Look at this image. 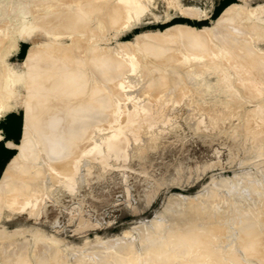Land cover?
<instances>
[{"label": "rangeland", "instance_id": "rangeland-1", "mask_svg": "<svg viewBox=\"0 0 264 264\" xmlns=\"http://www.w3.org/2000/svg\"><path fill=\"white\" fill-rule=\"evenodd\" d=\"M104 1L99 0L97 3L104 7L102 10L90 14L84 13L83 21L87 23L83 22L74 30H63L54 24L67 20L66 14L60 15L61 18L55 20L54 11L50 14L44 11L42 13L40 10L42 8L39 6L40 0H0V37L6 39L1 50L2 52L7 51L4 53L5 56L1 54L8 60L5 64L10 67L16 63H24L23 68L27 70L30 64L41 63V60L38 61V54L33 56L32 43L22 39L18 32L25 23L30 25L41 23L44 20L39 21V19H45V17L42 18L45 15L46 19L54 18L55 20V23L52 20L51 25L47 24L48 26L44 27V31L48 30V34L66 31L64 33L66 36L62 33L61 36L67 44H72L76 36L82 37L81 40L87 38L88 43L90 42L89 44L93 47L91 53L94 54L95 51L101 50L119 58L117 62L113 61L108 65L113 72L103 81L97 77V84H95L98 89L102 85V88L98 90V96L105 93L104 97L109 99L106 113L110 116L106 115V117L110 121L103 122L101 118L96 119L89 139L78 143L80 146L83 145L82 148L86 146L87 150L93 151L89 155H82L81 152V156L75 158V164L89 160L93 163L90 167H93L89 171L85 166L80 168L76 174L77 185L75 184L73 189L59 186L58 183L55 184V187H59L58 193H52V189H44L42 192L44 194L41 193L42 196H39L41 199H38L40 204L37 202V206L33 207L35 210L21 209L20 205H11L12 203L7 201L0 202V252L3 251L0 259L4 260L3 263L0 260V263L7 264L6 262L9 261V264H14L19 257V264H93L97 257L98 259L95 260H98L99 264H110L109 261L114 256H120V258L122 256L125 260L129 258L131 264H140V262L150 264V261L141 259L150 260L152 250L160 241L162 248L169 250H171L170 247L173 248L175 258L179 259L178 262L175 260L178 264H264V106L261 105L264 102V35L260 33L257 37L251 31V27L246 26L252 23V21H247V18L243 19L242 23H245V27L242 26V28L240 27L243 25L240 24L241 21L238 24L231 23L237 30L235 27H233L235 30H231L230 23H224L225 21L222 22L223 26L226 24L225 29L222 23L215 25V20L230 5H242L244 10L248 11V9L254 10L257 6H264V0H249V2L241 0ZM117 4L123 5L125 12L127 8L128 10L121 22L113 24L110 11ZM29 8H36L37 11L32 9L35 13H31ZM60 11L55 12L60 14L62 13ZM35 20L37 22H31ZM218 25L221 29L223 28L218 31L220 34L229 32L226 29L231 28L230 32H236V38L241 36L238 40L240 45L242 43L241 46L233 37V45L237 53H241H238L240 56L245 53H254L255 56L252 55L254 58L259 56L261 59L257 57L253 60L250 54L244 55L251 59L247 58V61L242 56L243 62L245 61L243 65L241 62L238 64V61L231 55L232 52L217 54L212 51L201 53L188 51L189 54L188 52L184 54L182 49V51L177 49L179 48L178 42L182 40V35L179 33L182 28L201 30L206 27L208 30L205 34L203 33V36L210 40V33L211 36L216 33L211 30H219ZM246 27L250 29L248 33ZM86 28L89 30L87 31ZM237 31H240L241 35ZM10 32H12V37L9 35ZM76 32L85 34L77 35ZM251 32L253 38L250 35ZM87 34L90 35L89 38ZM70 35L74 39H71ZM39 38L41 45L51 43L46 34L39 35ZM248 40L251 42L247 43ZM253 41L257 43L254 44ZM149 43L150 46H154V49L149 50L150 46L147 47ZM159 47L161 52H158ZM251 48H255L256 52ZM214 61L215 64H211ZM199 62L202 67H195L200 66ZM4 66L2 65L1 69ZM159 68L162 69L159 70ZM158 70L161 72L156 76ZM248 71L249 75L253 72L256 78L253 75L247 76ZM223 80L231 83H225ZM245 83H251V85ZM252 84L256 89L249 88L253 86ZM155 86L158 89L161 87V92ZM210 86L213 89H210ZM169 87L173 90L171 88L169 90ZM181 87L186 93L183 94L184 89ZM174 93H177L179 97L185 95L181 98L182 102ZM136 95H138L137 98ZM147 96L150 99L149 97L146 99ZM154 98L157 102L153 101ZM166 98H169V101L164 103L163 99ZM56 113L58 114V112H53L55 115L49 116L50 120L51 118L54 120L55 117L62 118L60 113L58 114L60 117ZM24 116L26 113L21 110L0 118V128L10 117H15L19 128L16 137H11L6 133L5 137L0 140V183L4 180L9 167L14 164L17 155L20 154L18 146L23 143L24 121L26 120ZM151 116L156 118L158 125L149 129L144 122L152 118ZM138 123L142 125L138 126ZM62 129L59 130L64 132L62 135L65 136L68 127L67 129L65 127V130ZM151 130L153 133H150ZM136 133H140L139 141L135 138ZM43 134L41 132L44 138L49 135L50 141L52 137L57 141L58 138L62 139V137H55L47 132ZM105 137H109L119 147L109 152L100 151V142ZM8 141L14 142L13 145L8 144ZM39 161L35 162L37 167L41 164ZM43 172L45 173L44 169ZM8 176L6 175V178ZM48 181L47 183L51 185L52 180L48 179ZM6 205L12 208L4 207ZM245 216L249 219V223L245 221L247 219ZM193 231L200 235L204 234L205 237L207 235L210 241L204 238L207 241L199 239L200 241L196 240L194 243V237H191L194 236ZM202 242L205 243L206 249L202 248L201 245L204 244ZM211 243L210 248L213 253H208ZM252 245L260 250L254 249ZM119 246L120 248L127 247V250L125 249L122 254L123 248L121 250ZM206 250L208 254L204 253ZM11 251L13 254L14 252L18 254L13 256ZM197 251L202 255L196 254ZM200 251L202 253H199ZM47 253H50V256ZM107 254H109V259ZM78 255L82 256L84 262H80L82 258ZM202 256L204 258H201ZM87 258H89L88 262ZM124 261L119 263L122 264ZM113 263L112 259L111 264ZM124 264H129V261L127 263L125 261Z\"/></svg>", "mask_w": 264, "mask_h": 264}, {"label": "bare ground", "instance_id": "bare-ground-1", "mask_svg": "<svg viewBox=\"0 0 264 264\" xmlns=\"http://www.w3.org/2000/svg\"><path fill=\"white\" fill-rule=\"evenodd\" d=\"M13 1V0H12ZM98 1V2H96ZM40 0L39 2V6L42 8L40 10H42L44 12H49L48 14H50V12L54 11L53 13H56L55 15V20H57L56 18H61L59 17L62 14H66L67 16V20L65 21H61V22H57L55 23L54 18L48 20V18L46 19V15L43 16L42 14V18L45 17V19H41L39 16V21L44 20L38 22V23H33V22H37L36 19L35 21H31L33 24L30 25L29 23L25 25H22V27L20 28L21 31L18 32L19 34H21V38L24 39L25 41H29L30 43H32V53L33 56L35 57L37 54L39 56L38 61H40V64H35L31 65L30 67H27L28 69L26 70V68L24 67V63H16L13 64V67L8 66L5 59V57L2 56L1 53H7L6 52H2V46L4 44V42H6L3 38L0 37V118H4L5 116H7L9 113L12 112H20L21 110H24L26 113V120L25 125H24V135H23V143L22 144H18V148L20 150V154L14 157L13 159H15L14 164L11 165L9 167L8 172L5 174V178L4 180L0 183V202H5L7 201L8 203H12L11 205H20V208L22 209H27V208H31L32 210L34 209L33 207L37 206L36 204H38L39 200L41 198H39V196L41 195V193L44 191V189H52V193H58L59 187H55V184H59V186L62 187H67L69 189H73L75 188V186L77 185L76 183V174L79 172L80 168L82 166L87 167V171L90 170V163L89 160H82L83 163H77L75 164V158L81 156L80 153L82 152L83 154H87L89 155L90 152H92L93 150H87V147L83 145L80 146L78 143L81 142L84 139H89L90 135H91V128L93 126V123L96 119L101 118V121L103 122H109L110 120H107V117L110 115H107L106 113V109H107V105L109 103V99H107L106 97H104L105 93H102V96H98V90H100V88H102V85L100 86V88L98 89L95 85L97 84L96 82V78L99 77L100 79H102L101 81H103V79L106 78V76L110 75V73L113 72V69L108 65L112 64L113 61L117 62V60L119 58H117L116 56L112 55V54H106V52L104 51H95V53H91L92 52V46L88 43L89 39L85 40H81L80 37L76 36L75 39L72 38L73 36L70 35L71 39H74V41L72 42V44L70 43H66V40L63 38V36H61L62 34H64L65 32H57V34H55L53 32V34H48L47 31H44V27H46L47 24H52V20H54V25L56 27H58L59 29H63V30H74L77 26H79L80 24H85V22L87 23V21H83L84 18L83 16L84 13H88L90 14L91 12H96L97 10L100 11L102 10L104 7H101L99 3V0ZM104 1V0H103ZM106 1V0H105ZM104 1V2H105ZM243 2H249V0H241ZM101 4L103 2H100ZM113 3V2H112ZM104 4V3H103ZM103 6V5H102ZM18 8V7H17ZM16 8V9H17ZM38 8V7H37ZM15 9V8H14ZM31 11V13H35L32 12V9L29 8ZM44 9V10H43ZM252 9V8H251ZM34 11H37L36 8L33 9ZM59 11L61 10L59 14V12H55V11ZM70 10V11H68ZM88 10V11H86ZM128 10V8H127ZM126 10V12H127ZM39 11V8H38ZM28 12V11H27ZM70 12V13H68ZM126 12H125V7L123 5L117 4L115 5V7L112 9V11H110V17L112 20L113 24H118L119 22H121L125 16H126ZM26 13V12H25ZM41 13V12H39ZM44 13V14H47ZM59 14V15H57ZM36 15V14H35ZM53 15V14H51ZM33 17V16H32ZM49 17V16H47ZM37 18V17H36ZM88 18V17H87ZM127 18V17H126ZM247 18V21H252V23H249V25H246L247 27H251V31H253L257 37L258 35H260V33L262 35H264V6H260L257 8H255L254 10H250L247 9L244 10V8L242 7V5H238V4H234V5H230L229 7H227L222 14L219 16V18L217 20H215V25L217 26V24L222 23L223 21H225L224 23H230L229 25L231 26V28L226 29L229 30V32H223V33H219L218 31H220V25H218L219 30L217 31H213L212 32H216L213 33V37L211 36L210 33V40L206 39L203 35L205 34V31L208 30V28H203L201 30H192L189 28H182L180 30V34L182 35V40H180V43L178 42V50L182 49L181 51L186 54V52L188 51H193L196 53H201V52H208V51H212L215 52L217 54H224V52H232V56H234V59L236 61H238V64H243V57L244 55H248V54H244V55H239L241 53H237L236 48L234 47V38L235 36H237V34H235L236 32L234 31V35L232 32H230L231 30H235L236 27L232 26L235 22L236 24H238L239 21L241 25L240 27L242 28L245 27L243 22V19ZM66 19V18H65ZM34 20V19H33ZM48 20V21H47ZM59 20V19H58ZM62 20V19H60ZM64 20V19H63ZM244 21V22H247ZM106 22V21H105ZM222 23V26L223 24ZM233 23V24H231ZM50 24V25H51ZM248 24V22H247ZM214 25V26H215ZM226 25V24H225ZM224 25V26H225ZM48 26V25H47ZM223 26V28H224ZM228 26V27H230ZM238 26V25H237ZM53 27V26H52ZM101 27V26H100ZM187 27V26H186ZM235 27V29L233 28ZM246 27V32L248 33V29ZM80 28V27H79ZM104 28V27H103ZM112 28V27H111ZM216 28V27H215ZM222 28V29H223ZM226 28V26H225ZM224 28V29H225ZM46 29V28H45ZM87 29V28H86ZM178 29V27L176 28ZM221 29V30H222ZM89 29H87L88 31ZM237 30V29H236ZM17 31H19L17 29ZM53 31V30H52ZM169 31V30H168ZM177 31V30H175ZM250 31V29H249ZM51 32V31H50ZM56 32V31H55ZM74 32V31H73ZM167 32V31H166ZM174 32V29H173ZM172 32V33H173ZM218 32V33H217ZM238 34H240V31ZM243 33L245 31H242ZM246 32L244 34H246ZM9 33V32H8ZM14 33V32H13ZM62 33V34H61ZM89 33V32H88ZM92 33V32H91ZM204 33V34H203ZM208 33V32H207ZM206 33V35H207ZM242 33V35H243ZM250 33V32H249ZM4 34V33H3ZM15 34V33H14ZM42 34H46L47 37L50 38V42L49 44L46 43H42V45L39 43V35ZM69 34V33H68ZM67 34V35H68ZM75 34H81L84 35L85 33H75ZM168 34V33H167ZM175 34V32H174ZM209 34V33H208ZM6 35V34H4ZM11 37H12V32H10ZM66 36V34H64ZM179 35V34H178ZM205 35V36H206ZM241 35V34H240ZM238 35V36H240ZM251 37L253 38V33L251 32ZM7 36V35H6ZM5 36V38H6ZM86 36V35H85ZM89 34H87V37L89 38ZM245 36V35H243ZM8 37V36H7ZM19 37V36H18ZM175 37V36H174ZM248 37V36H247ZM236 38V37H235ZM241 38V36L239 37ZM239 38H236L237 41L239 40ZM255 38V37H254ZM9 39V38H8ZM7 39V40H8ZM14 39V38H13ZM83 39V38H82ZM176 39V38H175ZM249 39V37L247 38ZM263 39V37H262ZM147 40V39H146ZM256 39H254L255 41ZM264 40V39H263ZM261 40V41H263ZM72 41V40H71ZM179 41V40H178ZM242 41V40H241ZM247 41V40H246ZM250 40H248L247 43ZM253 41V43H254ZM260 41V39L258 40V42ZM153 43V42H152ZM151 43V44H152ZM238 43L239 46L240 42H236ZM245 43V45L247 44ZM257 43V42H255ZM254 43V44H255ZM129 44V43H128ZM14 45V44H13ZM160 45V44H159ZM238 45L237 48H238ZM244 45V44H243ZM251 45V44H250ZM259 45V44H258ZM150 46V43L148 44L147 47ZM249 46V44H248ZM154 46H150L149 50L154 49ZM171 47V46H170ZM244 47V46H243ZM251 47V46H250ZM16 48V47H15ZM157 48V47H156ZM155 48V49H156ZM160 48V47H159ZM240 48V47H239ZM246 48H248L246 46ZM243 49V48H242ZM241 49V50H242ZM254 49L255 48H251ZM15 50V49H14ZM106 51V49H104ZM158 50V49H157ZM161 50V48L158 50V52ZM246 51V49H244ZM250 50V48H249ZM253 50V51H254ZM13 51V50H12ZM108 51V50H107ZM185 51V52H184ZM244 51V52H245ZM251 51V50H250ZM161 52V51H160ZM175 52V50L173 51V53ZM243 52V53H244ZM256 52V50L254 51ZM14 53V52H13ZM181 53V52H180ZM179 54V53H178ZM183 54V55H184ZM189 54V52H188ZM216 54V55H217ZM254 54V53H253ZM253 54H250V56H252ZM261 54V53H260ZM259 54V55H260ZM138 55V54H137ZM193 55V54H191ZM212 55V54H211ZM215 55V54H214ZM230 55V54H229ZM5 56V55H4ZM118 56V55H117ZM174 56V54H173ZM188 56V55H187ZM231 56V57H232ZM255 56V55H253ZM252 56V57H253ZM177 57V56H176ZM190 57V56H189ZM188 57V58H189ZM225 57V55H224ZM230 57V56H229ZM245 57V56H244ZM258 58L261 59V57L257 56ZM257 57H253L255 59H257ZM263 57V56H262ZM142 58V57H141ZM171 58V57H170ZM228 58V57H227ZM225 58V59H227ZM249 59H251L250 57H247ZM245 57V59H247ZM264 58V57H263ZM176 58H174L175 60ZM192 59V58H191ZM222 59H224L222 57ZM170 59H168L169 61ZM233 60V58H232ZM259 60V59H258ZM164 61V60H163ZM208 61V60H207ZM222 61V60H221ZM248 61V59H247ZM260 61V60H259ZM258 61V62H259ZM1 62H3L5 64H2ZM37 62V61H35ZM165 62V61H164ZM173 62V61H172ZM205 62V61H204ZM241 62V63H240ZM262 62V61H261ZM11 63V62H10ZM39 63V62H38ZM193 63V62H192ZM196 63V62H195ZM200 63V62H199ZM207 63V62H206ZM253 63V62H251ZM250 63V64H251ZM256 63V62H254ZM264 63V61H263ZM4 66L3 69H1L2 65ZM211 64H215L211 63ZM237 64V65H238ZM246 64V63H245ZM196 65V64H195ZM194 65V66H195ZM198 65V64H197ZM202 64L200 63V66H195V67H202ZM203 65H205L203 63ZM244 65V64H243ZM8 66V67H7ZM193 66V67H194ZM247 68L248 66L245 65ZM250 66V65H249ZM6 67V68H5ZM172 67V66H171ZM205 67V66H204ZM207 67V66H206ZM205 67V68H206ZM241 67V66H240ZM243 67V66H242ZM5 68V69H4ZM153 68V67H152ZM178 68V66H177ZM261 68V67H260ZM148 69V68H147ZM156 69V67H155ZM158 69V68H157ZM162 69V68H161ZM159 68V70H161ZM192 69V68H191ZM211 69V68H210ZM213 69V68H212ZM219 69V68H218ZM217 69V70H218ZM250 69H252L250 67ZM158 70V71H159ZM195 70V69H194ZM233 70V69H232ZM145 71V70H144ZM155 71V70H153ZM253 71V70H252ZM260 71V70H259ZM263 71V70H261ZM147 72V70H146ZM145 72V73H146ZM156 72V74H154V76H158V74L160 73ZM183 72V71H182ZM192 72V71H191ZM207 72V71H206ZM254 72V71H253ZM253 72H251L252 74H248L250 73L249 71L247 72V76H251L253 75ZM257 72V70H256ZM151 73V71H150ZM153 73V72H152ZM155 73V72H154ZM165 73V71H164ZM176 73V72H175ZM184 73V72H183ZM187 73V72H186ZM193 73V72H192ZM192 73H190L191 75H193ZM144 74V73H143ZM149 74V73H147ZM167 74V73H166ZM189 74V72L187 73ZM199 74V73H198ZM264 74V73H263ZM93 75H96L93 77ZM153 75V74H152ZM169 75V73H168ZM177 75V74H176ZM185 75V73L183 74ZM203 75V74H202ZM223 75V74H222ZM226 75V74H225ZM257 75V74H256ZM149 76V75H148ZM197 77V75H195ZM224 76V75H223ZM246 76V75H245ZM255 75H253L254 77ZM94 79H93V78ZM152 77V76H151ZM169 77V76H168ZM178 77V76H177ZM185 77V76H184ZM191 78V76H189ZM202 77V76H201ZM248 77V78H249ZM149 78V77H148ZM154 78V77H153ZM151 78V79H153ZM159 78V77H158ZM170 78V77H169ZM200 78V77H199ZM219 78V77H218ZM227 78V75H226ZM247 78V79H248ZM256 78V76H255ZM149 79V80H151ZM157 79V78H156ZM179 79V78H178ZM192 79V78H191ZM195 79V77L193 78ZM223 79V78H222ZM228 79V78H227ZM204 80V79H202ZM225 80V79H224ZM223 80V81H224ZM237 80V79H236ZM245 80V79H243ZM249 80H252V78ZM255 80V79H253ZM166 81V80H165ZM171 81V79L169 80ZM180 81V80H179ZM196 81L197 78H196ZM195 81V82H196ZM261 81V80H260ZM154 82V81H152ZM159 83V81H157ZM192 81L190 80V84ZM194 82V84H195ZM225 82V81H224ZM231 83L230 81H226L225 83ZM235 82V81H234ZM255 82V81H254ZM258 82V80H257ZM161 83V82H160ZM171 82H169L170 84ZM175 83V82H174ZM217 83V82H216ZM241 83V82H240ZM252 83V81H251ZM251 83H245V84H250ZM264 83V82H263ZM107 84V83H106ZM154 84V83H153ZM157 84V83H156ZM168 84V86H169ZM257 84V83H256ZM116 85V83H115ZM155 85V84H154ZM159 85V84H158ZM196 85V84H195ZM236 85V84H235ZM253 85V84H252ZM114 86V85H113ZM112 86V87H113ZM161 86V85H159ZM167 86V85H166ZM171 86V85H170ZM180 86V85H179ZM182 86V85H181ZM249 86V85H248ZM247 89L253 87L252 90L256 89L253 86H250ZM263 86V85H262ZM157 89L158 87L155 86ZM163 87V86H161ZM161 87L159 88L161 92ZM173 87V85L171 86ZM169 87L168 89L170 90ZM177 87V86H176ZM231 87V86H230ZM242 87V86H241ZM258 87V86H257ZM164 88V87H163ZM174 88V87H173ZM180 88V87H179ZM178 88V90H179ZM182 88V87H181ZM260 88V87H259ZM158 89V90H159ZM164 89H167L164 88ZM172 89V88H171ZM176 89V88H175ZM184 89V88H182ZM192 88H190L191 90ZM210 89L211 88L210 86ZM250 89V91H251ZM97 90V91H96ZM117 90V89H115ZM173 90V89H172ZM171 90V92H172ZM177 90V89H176ZM176 90H174L176 92ZM198 90V89H197ZM209 90V88H208ZM243 90V88L241 89ZM259 90V89H258ZM109 91V89H108ZM113 92V90H110ZM119 91V90H118ZM200 91V90H199ZM212 91V90H211ZM248 91V93L250 92ZM260 91V90H259ZM262 91V90H261ZM107 92V91H106ZM150 92V91H149ZM148 92V93H149ZM179 92V91H177ZM181 92V91H180ZM183 92V91H182ZM189 93V91H187ZM191 92V91H190ZM246 92V91H245ZM115 93V92H113ZM186 93L185 89L183 94ZM206 93V92H205ZM247 93V92H246ZM252 93V91H251ZM250 93V94H251ZM260 93V92H259ZM117 94V93H116ZM177 95V93H174ZM181 95V93H179ZM204 94V93H203ZM254 94V91H253ZM114 95V94H113ZM159 95V94H158ZM187 95V94H186ZM190 96V93L188 94ZM138 95H136L137 98ZM152 97V94L150 95ZM160 96V95H159ZM164 94H163V98H164ZM177 98H184L182 96L179 97V95H177ZM248 96V95H247ZM144 98V96H142ZM149 96H147L146 99H148ZM246 97V96H245ZM134 98V97H133ZM192 98V97H191ZM194 98V97H193ZM114 99V97H113ZM135 99V98H134ZM139 99V98H138ZM150 99V97H149ZM156 98L153 99V101ZM176 99V98H175ZM119 100V99H118ZM179 100V99H178ZM177 100V101H178ZM112 101V100H111ZM117 101V100H116ZM145 101V98L144 100ZM152 101V100H151ZM164 103L169 101V98L163 99ZM182 102V99L180 100ZM155 102H157V100H155ZM161 102V101H160ZM179 102V101H178ZM184 102V99H183ZM162 103V102H161ZM163 104V103H162ZM177 104V103H175ZM174 104V105H175ZM134 105V104H133ZM207 105V104H206ZM264 106V102L263 104H261ZM112 106V105H111ZM133 107V106H132ZM257 107V106H256ZM131 108V107H130ZM209 108V107H208ZM118 109V108H116ZM123 109V107H122ZM264 109V108H263ZM114 110V109H113ZM124 110V109H123ZM196 110V109H195ZM53 112H58V114L60 113V116L62 118L58 119V118H54V120L51 118L50 120V115L52 114V116H54L55 114H53ZM252 112V111H251ZM255 112V111H254ZM162 113V112H161ZM234 113V112H233ZM57 114V113H56ZM57 114V115H58ZM256 114V112H255ZM259 114V113H258ZM264 114V113H263ZM56 115V116H57ZM107 115V117H106ZM59 116V115H58ZM59 116V117H60ZM143 116V115H142ZM152 117V116H151ZM162 117V116H161ZM110 118V117H109ZM148 118V117H147ZM145 118V119H147ZM150 118V117H149ZM25 119V118H24ZM113 119V118H112ZM200 120V119H199ZM205 120V119H204ZM144 123H146L150 128L156 127L158 125V121L156 120V118L153 116L152 118H150L149 120L145 121ZM142 123H138V126H141ZM45 128H43V127ZM105 126V125H103ZM108 126V125H106ZM65 127L68 130L65 131L66 133V137L62 135V131H60L59 129H64ZM62 129V130H63ZM95 130V129H94ZM155 130V129H154ZM138 131V130H137ZM41 132L43 134L44 133H48L52 136L55 137H62V139L58 138V141L53 139L52 137V141H50L51 139L48 138L49 135H47L46 138L42 137ZM96 132V131H95ZM98 132V131H97ZM159 132V131H158ZM148 133V132H147ZM150 133H153L152 130ZM44 135V134H43ZM100 135V134H99ZM98 135V136H99ZM102 135V134H101ZM135 138L138 139V137H140V133H136L135 134ZM93 136V135H92ZM144 135H142L143 137ZM5 137V133L3 131L2 128H0V140L3 139ZM51 137V136H50ZM101 137V136H100ZM104 137V136H103ZM93 138V137H92ZM94 138H96L94 136ZM93 138V139H94ZM87 139V140H88ZM142 140V139H141ZM139 141V139H138ZM22 142V140H21ZM93 142V140H92ZM101 144L99 145V149L100 151H105V152H109L112 149H114L115 147H119L117 144L113 143L109 137H105L101 142ZM141 143V141H140ZM145 143V142H144ZM10 145H13L12 142L9 141ZM75 144V146H74ZM147 144V142H146ZM15 145V144H14ZM77 145V146H76ZM148 146V145H146ZM16 147V145H15ZM97 147V146H96ZM135 147V146H133ZM136 148V147H135ZM67 152V153H65ZM65 154V155H64ZM85 159V158H84ZM89 159V158H88ZM41 160V162L39 161ZM36 161H39L41 164H37L38 167L36 166ZM10 164V163H9ZM43 169L45 170V173L43 172ZM49 172H46L48 171ZM7 171V169H6ZM6 175H9L6 178ZM62 175V176H61ZM80 175V174H79ZM82 175V174H81ZM87 175H89V172H87ZM48 179L52 180L51 185L48 184L47 182ZM76 184V185H75ZM44 193H42L43 195ZM41 195V196H42ZM50 195V194H49ZM46 198V197H45ZM39 199V200H38ZM44 199V197H43ZM42 199V200H43ZM42 200L40 202H42ZM38 202V203H37ZM5 204V203H4ZM7 204V203H6ZM40 204V203H39ZM10 205V204H9ZM1 206V205H0ZM42 206V204H41ZM4 207H8L7 205ZM16 207V206H13ZM45 207V206H44ZM1 208V207H0ZM9 208V207H8ZM12 208V206H11ZM9 208V209H11ZM37 208V207H36ZM41 208V207H40ZM4 209V208H3ZM35 210V209H34ZM4 212V211H3ZM2 212V214H3ZM233 213V212H232ZM250 213V212H249ZM1 214V212H0ZM229 214V213H228ZM256 214V213H255ZM244 214H242L243 216ZM253 215V214H251ZM226 216V215H224ZM247 216V215H246ZM245 216V217H246ZM234 217V216H233ZM257 217V214H256ZM247 218V217H246ZM255 218V215H254ZM233 219V218H232ZM248 219V218H247ZM247 221L248 223L250 222L249 219ZM251 219V218H250ZM247 223V225H248ZM251 224V223H250ZM253 224V223H252ZM257 224V223H255ZM254 226V225H253ZM257 226V225H256ZM252 227V226H251ZM208 228V227H207ZM213 228V227H212ZM215 230V228H214ZM189 231V230H187ZM256 231V230H255ZM260 231V230H259ZM194 232V241L196 240H206L208 239L207 235L206 237L203 235H200L199 233ZM215 232V231H214ZM260 233V232H259ZM209 234V233H208ZM256 235V234H255ZM259 235V234H258ZM148 236V235H147ZM158 236V235H157ZM249 236V235H248ZM190 237V236H189ZM203 238V239H202ZM206 238V239H204ZM252 238V237H251ZM250 238V239H251ZM259 238V237H258ZM41 239V238H40ZM215 239V238H214ZM29 240V238H28ZM199 240V241H200ZM26 241V240H25ZM164 241V240H163ZM192 241V239L190 240V242ZM207 241V240H206ZM208 241H210V237L208 239ZM213 241V240H212ZM256 241V240H255ZM17 242V241H16ZM29 242V241H28ZM152 242V241H151ZM155 242V241H154ZM160 242V241H159ZM159 242L156 245V248L154 250H152L153 254L152 257L149 256L151 259H141L142 261L144 260H148L150 261V264L154 262V264H178L176 263L177 258H175V251H172L173 248L170 249H166V248H162L161 247V243L159 244ZM198 242V241H197ZM217 242V241H216ZM3 243V242H2ZM165 243V241H164ZM195 243V242H194ZM204 243V242H202ZM207 243V242H206ZM1 244V243H0ZM159 244V246H158ZM168 244V243H167ZM186 244V243H185ZM5 245V243H4ZM208 245V243L206 244V246ZM212 245L209 244V251L208 253H213L212 248H210V246ZM18 246V244H17ZM107 246V245H106ZM202 248H205V243L203 245ZM253 246V245H252ZM8 247V246H7ZM41 247V246H40ZM44 247V246H43ZM56 247V246H55ZM126 247V246H125ZM145 247V246H144ZM143 247V248H144ZM189 247V246H188ZM200 247V246H199ZM212 247V246H211ZM214 247V246H213ZM218 247V246H217ZM254 249H256L255 246H253ZM263 247V246H262ZM6 248V247H5ZM12 248V247H10ZM49 248V247H48ZM52 248V246H51ZM50 248V249H51ZM120 248V246H119ZM123 248V252L127 247ZM122 248H120L122 250ZM142 248V249H143ZM149 248V247H148ZM201 248V249H202ZM258 248V247H257ZM3 249V246H2ZM116 249V248H115ZM146 249V248H145ZM152 249V248H151ZM190 249V248H189ZM198 249V248H197ZM206 249V248H205ZM207 249V250H208ZM214 250L215 247L213 248ZM4 250V249H3ZM8 250V249H7ZM39 250V249H38ZM48 250V249H47ZM52 250V249H51ZM101 250V248H100ZM144 250V249H143ZM142 250V251H143ZM186 250H188V248L186 247ZM185 250V251H186ZM207 250L204 252L205 254L207 253ZM220 250V249H218ZM256 250H260L256 249ZM2 251V250H1ZM6 251V250H5ZM14 251V250H13ZM12 255L14 256V254H16L14 252ZM49 251V250H48ZM53 251V250H52ZM50 251V252H52ZM59 251V250H58ZM57 251V252H58ZM113 251V250H112ZM145 251V250H144ZM7 252V251H6ZM20 252V251H17ZM75 252V251H74ZM103 252V251H102ZM115 252V251H113ZM117 252V251H116ZM119 252H121L119 250ZM118 252V253H119ZM138 252V251H137ZM136 252V253H137ZM239 252V251H238ZM259 252V251H258ZM257 252V253H258ZM261 252V251H260ZM2 252H0V254H2ZM23 253V252H22ZM35 253V252H34ZM77 253V252H76ZM99 253V251H98ZM117 253V254H118ZM134 253V252H133ZM144 253V252H143ZM149 253V252H148ZM199 253H202V251H200ZM207 253V254H208ZM225 253V252H224ZM5 254V252H4ZM18 254V253H17ZM16 254V255H17ZM48 255L50 253H47ZM78 254V253H77ZM76 254V255H77ZM102 254V253H101ZM121 254V253H120ZM118 254V255H120ZM139 254V253H138ZM145 254V253H144ZM151 254V252H150ZM183 254V253H182ZM196 254H198V251L196 252ZM216 254V253H215ZM3 255V254H2ZM10 256H12L11 254H9ZM36 255V254H35ZM53 255V254H52ZM55 255V254H54ZM74 255V256H76ZM106 255V253H105ZM111 255V254H110ZM149 255V254H147ZM177 255V253H176ZM191 255V254H189ZM198 255H202V254H198ZM212 255V254H211ZM217 255V254H216ZM239 255V254H238ZM19 256V255H18ZM47 256V255H46ZM50 256V255H49ZM80 256V255H78ZM77 256V257H78ZM95 256V255H94ZM98 256V254H97ZM108 259H109V254H107ZM124 256V255H123ZM188 256V255H187ZM205 256V255H204ZM261 256V255H259ZM4 257V256H3ZM8 257V256H7ZM16 257V256H15ZM38 257V256H37ZM76 257V258H77ZM82 258V256H80ZM78 257V258H80ZM86 257V256H85ZM113 257V256H110ZM125 257V256H124ZM148 257V258H149ZM178 257V256H176ZM208 257V256H207ZM14 258V257H13ZM44 258V255H43ZM48 258V257H46ZM60 258V257H59ZM75 258V259H76ZM80 258V259H81ZM97 257H95L96 259ZM122 258V260H121ZM114 256L112 259L114 261V263H118L122 262L125 260V258L123 259V257L121 256ZM181 258V257H179ZM201 258H204L203 256ZM206 258V257H205ZM237 258V257H236ZM235 258V259H236ZM259 258V257H258ZM261 258V257H260ZM2 259V258H1ZM0 259V260H1ZM6 259V257L4 258ZM15 259V258H14ZM19 257H17V261H14V264H19L20 259ZM51 259V257H50ZM74 259V260H75ZM87 258V262H88ZM94 259V261H96ZM98 259V258H97ZM111 259V260H112ZM129 259V258H128ZM126 259V263L127 261H129V264H131L130 260ZM139 259V258H138ZM194 259V258H193ZM192 259V260H193ZM238 259V258H237ZM236 259V260H237ZM263 260V258H261ZM260 259V260H261ZM13 260V259H12ZM55 260V259H54ZM79 260V259H78ZM111 260L109 261L111 264ZM176 260V261H175ZM213 260V259H212ZM2 261V260H1ZM4 261V260H3ZM2 261V263H3ZM53 261V260H51ZM91 263V260H89ZM93 261V264H97L96 262ZM124 261V262H125ZM138 261V260H137ZM153 261V262H151ZM232 261V260H231ZM230 261V262H231ZM9 261H7L6 263H8ZM50 262V261H49ZM79 262V261H78ZM80 262H84L83 258L82 261ZM79 262V263H80ZM86 262V259H85ZM103 262V261H102ZM124 262L122 264H124ZM178 262V261H177ZM181 262V261H180ZM190 262V261H188ZM229 262V261H228ZM229 262V263H230ZM234 262V260L232 261ZM13 263V262H12ZM113 263V264H114ZM136 263V262H135ZM146 263V262H145ZM144 263V264H145ZM201 263V262H199ZM222 263V262H221ZM1 264V263H0ZM22 264V263H21ZM81 264V263H80ZM83 264V263H82ZM86 264V263H84ZM99 264V263H98ZM108 264V263H106ZM140 264H142L140 262ZM147 264V263H146ZM149 264V263H148ZM180 264V263H179ZM198 264V263H197ZM203 264V263H202ZM206 264V263H205ZM214 264V263H213ZM233 264V263H230ZM239 264V263H238ZM249 264V263H248Z\"/></svg>", "mask_w": 264, "mask_h": 264}, {"label": "crops", "instance_id": "crops-1", "mask_svg": "<svg viewBox=\"0 0 264 264\" xmlns=\"http://www.w3.org/2000/svg\"><path fill=\"white\" fill-rule=\"evenodd\" d=\"M2 129H3L5 134L8 133V134H10L11 137H16L19 133V128H18V125L16 123L15 117H10V119L8 121H4V126L2 127ZM10 142H12V141H10ZM12 143H14V142H12Z\"/></svg>", "mask_w": 264, "mask_h": 264}]
</instances>
